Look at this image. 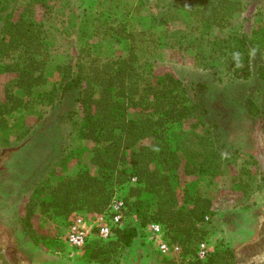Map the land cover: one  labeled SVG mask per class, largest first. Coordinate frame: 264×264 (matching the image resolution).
Instances as JSON below:
<instances>
[{"label": "trees", "instance_id": "1", "mask_svg": "<svg viewBox=\"0 0 264 264\" xmlns=\"http://www.w3.org/2000/svg\"><path fill=\"white\" fill-rule=\"evenodd\" d=\"M48 1L0 0V74L7 76L0 99V128L8 127L6 114L19 111L15 126L21 129L25 115L38 106H55L72 93L74 104L62 118L77 142L89 141L92 145H79L76 153L63 157L62 161L75 160L76 169L67 168L59 178H53L50 171L36 179L19 215L20 231L32 244L49 251L52 240L68 229L76 217L95 218L105 212L117 187H125L123 198L136 223L114 229L113 237L107 240L98 238L94 228L82 249L84 262L117 263L121 251L131 246L142 235L141 229L150 223L159 224L164 240L179 245L182 255L194 254L201 242L213 239L204 221L206 216L213 218L215 214L218 190L228 187L246 199L260 188L257 176L246 164L254 157H242L236 173L230 176L226 172L224 177L226 166L235 160V152L220 151L215 146L219 142L215 133L218 124L201 103L202 95L198 96L205 84L195 85L197 99L191 100L171 69L141 63L136 37L148 32L138 31L129 18L104 21L99 17L93 23L78 26V35L84 40L80 52L74 61L56 66L58 77L50 83L44 12L52 9ZM175 1L185 6L192 20L190 33L207 44L208 55H196L198 64L214 69L232 61L238 76L264 79V64L259 61L254 69L250 65L257 60L254 53L264 55V22L257 23L250 33L232 31L224 38H216L220 42H212L216 47L213 54H209L207 33L202 31L211 27L230 31L234 16L247 9L244 0ZM141 8V4L134 5L130 16ZM155 19L151 17L152 27L157 25ZM200 29L199 37L195 33ZM111 36L127 39L128 50L108 58L92 53V43ZM157 41L161 46L179 43L175 32L165 33ZM252 105V114L262 111ZM173 125L202 129L209 145L208 157L203 159L206 166L171 137L168 129ZM0 142H5L1 136ZM129 170L141 185L128 183ZM183 176L197 178L181 185ZM219 180L222 185L215 189ZM158 254L160 264H176ZM185 264L236 263L231 248L219 239L205 260L195 257Z\"/></svg>", "mask_w": 264, "mask_h": 264}, {"label": "rangeland", "instance_id": "2", "mask_svg": "<svg viewBox=\"0 0 264 264\" xmlns=\"http://www.w3.org/2000/svg\"><path fill=\"white\" fill-rule=\"evenodd\" d=\"M247 4L245 12L236 14L232 20L230 31H220L217 27L203 28L207 33L210 53H215L212 42L216 38H224L229 33H250L259 22H264V0H244ZM52 9L46 12V33L48 43L47 68L50 72V83L56 81V66L67 61H74L80 52L84 40L80 39L77 27L95 22L99 17L105 21L115 17V21L129 18L138 31L148 33L137 36L138 55L140 62H150L167 67L182 81L191 100H196L194 91L197 83H204L200 91L201 103L208 108V114L218 124L215 133L219 142L215 145L219 150L230 149L235 152V160L226 166L223 172L226 177L232 176L243 163V158L251 155L254 161H246L247 166L257 176L260 188L250 197L244 199L239 192L228 187H221L215 196L212 220L206 224L212 232L213 241L221 239L235 255L236 264H264V79L256 76L240 77L236 74L235 63L226 61L214 69L198 64L197 53L207 54L206 43L195 39L190 33L192 20L185 6L175 0H49ZM141 4L142 8L131 17L132 7ZM151 17L156 18L157 25L151 26ZM71 22H74L73 24ZM233 31V32H232ZM179 43L161 46L157 39L165 33H174ZM195 33V32H194ZM201 29L196 36H201ZM209 38V39H208ZM212 40V41H209ZM220 42V41H217ZM215 44V43H214ZM129 48L125 38L114 36L92 43V53L103 58L124 53ZM208 55V54H207ZM257 60L250 63L251 68L257 62L264 64V55L257 53ZM254 55L252 57L254 58ZM5 77L0 74V99L5 86ZM0 100V102H1ZM261 107L260 113L252 104ZM73 94L55 106H38L23 120L21 129H17L19 111L6 114L7 128H0V227L9 228L22 233L19 229V215L25 197L30 193L33 183L39 176L53 172V178H59L69 167H74L75 160L62 161L69 154L76 153L79 145H92L89 141L77 142L71 135L68 122L62 115L73 106ZM203 106V105H201ZM169 134L186 152L195 159L208 157L209 145L204 140L202 129H189L187 126L173 125ZM243 157V158H242ZM203 165L207 163L203 160ZM196 176H183L180 184L196 180ZM225 179V178H224ZM222 185L219 180L215 189ZM116 192L124 196L125 187H117ZM95 215L84 216L92 220ZM129 216L127 224H132ZM11 225V226H10ZM66 230L52 240L49 251L43 249L23 235L16 239L14 247L15 264H28L32 260V252L27 245H33L48 255L66 258L75 264H92L82 260L83 252L71 249L64 240ZM50 244L48 245V247ZM132 247L141 250L150 258L148 264H160V255L148 243L143 235L137 237ZM44 255V254H43ZM119 257V255L117 256ZM117 259V258H116ZM5 264V263H3ZM99 264V263H96Z\"/></svg>", "mask_w": 264, "mask_h": 264}, {"label": "built area", "instance_id": "3", "mask_svg": "<svg viewBox=\"0 0 264 264\" xmlns=\"http://www.w3.org/2000/svg\"><path fill=\"white\" fill-rule=\"evenodd\" d=\"M130 185H141L137 181V177L132 170L128 171ZM129 209L124 198L117 192L111 199L107 210L94 219L89 220L82 216L76 217L64 235V240L67 245L74 251L81 252L86 241L92 236L93 229L96 228V236L100 239L107 240L113 237V230L123 228L129 220ZM133 223L136 219L132 217ZM212 217L206 216L204 224H208ZM142 230V235L145 240L152 245L155 251L161 255L172 259L176 264H185L193 258L205 260L213 251L215 241L201 242L194 254L182 255L181 247L177 244H171L164 240L161 226L157 223H150Z\"/></svg>", "mask_w": 264, "mask_h": 264}, {"label": "crops", "instance_id": "4", "mask_svg": "<svg viewBox=\"0 0 264 264\" xmlns=\"http://www.w3.org/2000/svg\"><path fill=\"white\" fill-rule=\"evenodd\" d=\"M18 236L20 238H24L22 233L17 232V230H14L13 233L12 230H9L7 227H0V264L5 263V261L8 264H15L13 258L15 253L17 255V252H15V249L13 248L17 247L16 239ZM27 248L31 250L33 257L31 262L28 264H75L66 258L45 254L39 249H35L33 245L29 244L27 245ZM13 252L15 253L12 254ZM149 261L150 258L145 256L141 250H138L131 245L121 251L118 261L115 264H148Z\"/></svg>", "mask_w": 264, "mask_h": 264}, {"label": "flooded vegetation", "instance_id": "5", "mask_svg": "<svg viewBox=\"0 0 264 264\" xmlns=\"http://www.w3.org/2000/svg\"><path fill=\"white\" fill-rule=\"evenodd\" d=\"M5 264H8V263L5 261Z\"/></svg>", "mask_w": 264, "mask_h": 264}]
</instances>
